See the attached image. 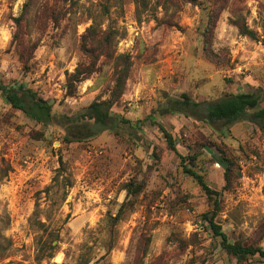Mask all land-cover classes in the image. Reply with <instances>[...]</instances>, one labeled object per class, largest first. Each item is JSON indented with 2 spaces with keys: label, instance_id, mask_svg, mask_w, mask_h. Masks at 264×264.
<instances>
[{
  "label": "clouds",
  "instance_id": "1",
  "mask_svg": "<svg viewBox=\"0 0 264 264\" xmlns=\"http://www.w3.org/2000/svg\"><path fill=\"white\" fill-rule=\"evenodd\" d=\"M26 2L0 0L3 19L0 25V149L5 144L13 146L25 158V163L32 161L37 163L38 168L41 167L38 160L44 152L52 158L48 165L50 173L46 174L43 182L49 183V175L54 179L50 182V191L41 193L35 219L59 227L66 215L67 200H71L75 207L78 199L84 198L78 193L87 190L93 193L96 200L102 194L101 207L110 208L113 216L125 204V198L135 202L139 217L137 223L143 228L144 206L154 201L153 193L164 192L165 197H161L164 211H169L170 204L176 205L172 208L169 224L161 226L167 229L165 235L172 236L166 249L171 254L168 264H186L193 260L194 264H202L205 260L208 264H228L229 259L231 264H237L238 258H230L220 247V240L211 227L213 224L229 237L230 243L240 238L253 240L257 242V247L264 250V234L261 231L264 226V193L254 191L257 183L264 187V151L259 153V158L250 152V148L264 144V133L256 129L253 136L249 129V137L233 140L216 132L209 124L211 120L221 127L222 122L216 120L214 111L222 109L236 93L256 91L264 96V47L259 49L258 61L252 57L249 64L243 65V73L240 67L233 70L231 76L237 81L234 92L222 82L212 91H207L202 85L207 83L208 76L211 75L215 81L229 73L209 72L207 66L199 63L197 58L205 51L202 40L189 43L188 33L200 27L203 14L185 0H174L181 4L182 10L177 11L169 4L167 12L164 10L166 0H160L155 12L157 17L167 19L176 11L175 21L182 26L186 25L188 15L193 18L192 28L185 32V48L179 49V54L173 53L171 69L162 66L161 57L156 54L161 44L171 50L167 44L171 37L163 27L149 30L152 26L147 22L151 21V14H145L144 28L134 27L135 19L130 13L125 18L127 22L120 20L115 27L121 33L127 29V37L123 40L120 36L116 37L119 47L111 61L105 62L101 56L95 68H91L80 51L81 35L90 26L106 31L110 21L116 17L100 16L98 0H79L80 7L75 15L68 12L57 27L52 22V12L62 4V0H32L18 27L8 19L9 9L11 16L18 17ZM156 5L157 0H151V6ZM258 5H264V0H244L243 15L248 28H255L264 38V31L261 30L264 25L253 24V20L259 21L260 13H264V8L258 13ZM63 7L67 9L68 5ZM248 8L252 9L250 16ZM224 15L227 17L230 13L225 12ZM222 27L217 31L218 39L223 38ZM229 31L230 35L238 38L235 28ZM196 35L199 36V33ZM239 39L256 49L251 41ZM134 41L135 47H132ZM88 46L93 45L89 43ZM220 47L213 41L206 49L208 57L218 53ZM185 49L196 51L186 57ZM121 53H132L127 66L118 62ZM137 55L143 58L137 59ZM141 70L150 75L140 79L138 74ZM187 81L192 82L188 89L185 88ZM185 91L187 98L181 95ZM41 96L46 105L41 104ZM15 97L19 98V108L13 106ZM9 98H13L12 102ZM252 111L249 109V114ZM21 124L24 125L21 132H15L14 129ZM182 128L185 129L183 135ZM33 131L42 133L44 139L39 145L33 143L25 147L27 134ZM196 132H204L210 141L227 144L230 155L220 159L224 152L215 149V146L213 152L200 147ZM165 133L171 134L174 150L166 147ZM69 140L72 142L69 143ZM54 150L64 157V168L59 172L56 171L59 164L53 156ZM154 151L160 158H153ZM193 156L195 161L181 160V157ZM2 160L3 151H0V166H3ZM232 160H235V165H231ZM241 162L255 183L246 185L241 179ZM182 164H194L201 175V169L217 175L218 179L208 184L212 194L207 201L200 187H194L190 196L186 193ZM129 180L145 186L139 193L129 195L128 188L122 187ZM70 184L73 187H69ZM182 199L187 202L182 204ZM186 209L194 211L185 214ZM202 212L209 214L207 221L200 218ZM186 221H191L195 227L188 228ZM159 231L160 228H157L156 232ZM193 231L200 236L194 251L190 236ZM97 234L93 230V238ZM148 234L154 235L151 231ZM160 243L161 240L157 239L156 245ZM213 243L215 248L210 249L208 245ZM182 244H187V248L180 254ZM253 259L264 264V257L259 252Z\"/></svg>",
  "mask_w": 264,
  "mask_h": 264
},
{
  "label": "rangeland",
  "instance_id": "2",
  "mask_svg": "<svg viewBox=\"0 0 264 264\" xmlns=\"http://www.w3.org/2000/svg\"><path fill=\"white\" fill-rule=\"evenodd\" d=\"M185 2L190 3L193 8L203 14L200 27L195 32L188 33L189 43L193 40L196 42L202 40L205 51L203 56L197 58L199 63L207 66L209 72L227 71L229 73V75L223 76L215 81H213L211 75L208 76L206 78L207 83L203 84L202 87L207 91H212L222 82L223 85L230 86V89L234 92L237 81L231 76V73L237 67H240V72L243 73V65L249 64L250 58L252 57H256L258 61L259 49L264 47V38L261 37L255 28L252 29L256 33L255 38L244 35L240 31L239 26L247 25L246 17L243 15L245 12L244 0H199L201 4H194L187 0ZM31 4L32 0H27L23 6L22 14L18 17L11 16V9H9L8 19L19 27ZM169 4H172L177 11L182 10L179 2L166 0L164 5L166 12ZM63 5H68V8L65 9ZM98 5L100 16L111 17L114 15L116 19L110 21L109 28L106 31L98 29V27H93L94 29L89 31V28L92 26L85 29V33L81 35L80 51L86 61L92 59V57L88 58L89 56L84 48L89 47L88 44L93 40V34L96 37L106 35L110 37V42L104 45L103 50L100 52L97 50L95 52V62H98L101 56L104 57L105 62L111 61L115 50L119 47L116 37L120 36L121 40H123L128 35L127 29L121 33L115 25L120 20L127 22L125 18L130 13L131 17L135 19L134 27L139 26L140 28H144L146 26L145 14H151L152 19L147 22L152 26L149 30L152 31L156 27H163L171 37L167 41V44L171 46V50L165 47L164 44H161L156 49V54L161 57V65L171 69L173 53L179 54L178 50L185 48L186 29H190L193 26V18L191 15L186 17V25L182 26L177 23L175 21L176 11L172 13L171 18L162 19L157 17L155 12L160 5V0H157L156 6H151V0H98ZM79 7V0H62V4L52 12L53 24L59 27L60 20L64 19L68 15V12H72L75 15V11ZM261 8H264V5H258V13ZM113 9H115V12H113ZM225 12L230 13V15L225 17ZM251 12L252 9L248 8L247 14L249 16ZM2 23V15H0V25ZM253 24L257 26L264 25V13H260L259 21L253 20ZM221 27L223 30V38L218 39L217 31ZM231 28L237 30L238 38L230 35L229 30ZM261 30L264 31V28ZM196 33H199V36ZM0 36H2V32H0ZM234 38L236 39L235 43H233ZM239 38H245L251 41L256 45V49H252L249 44L242 43ZM213 41L220 44L221 47L218 53H213L211 58H209L206 49L210 47ZM132 47H135V41ZM194 51L196 50L185 49V56H190ZM121 55L130 56V60L132 58V53H121ZM142 58L141 55H137V59ZM228 65H231V67H227ZM45 71L47 72V69ZM138 75L140 79H143L146 75H150V73L146 70H141ZM173 75H175L174 72ZM65 79L67 80V73H65ZM241 79H243L242 75ZM191 84V81H187L185 88H190ZM248 87L252 88L253 86L248 85ZM138 103L142 104L143 101H138ZM261 107H264V96ZM218 121L222 122L221 127H217L213 121H210L209 124H211L216 132L221 135L230 136L233 140L237 137H249V129H251L253 136L256 135V129H259L260 133H264V126H261V121L259 120L252 121L248 118H243L230 123L222 120ZM23 127L24 125L21 124L14 130L20 133ZM184 130L183 128L180 130L181 135H183ZM195 135L199 137L197 144L200 147L205 146L209 152H213V146H215V149L223 151L226 157L230 155L227 144H220L216 141L208 140L204 132H196ZM43 139L42 133L35 131L29 132L25 147L31 146L33 143L39 145ZM165 141L166 147L170 151L174 150L170 148L166 137ZM68 142L71 143L72 141ZM241 150H243V146ZM0 151H3V166H0V264H168V259H171V254L166 249L172 240V236L165 235L167 229L161 226L169 224V218L173 215L172 208L176 205L175 203L170 204L169 211H164V200L161 199V197H165L166 195L164 192H160L159 194L153 193L154 201L144 206L143 228L137 223L139 217L135 210V202L127 201V198H125V204L121 214H119L118 210L117 214L113 216L110 208H107V206L101 207L103 205L102 194L100 199L96 200L93 193L87 190L83 193H78V195H82L84 198L78 199L75 207L71 200H67L66 215L63 217V224L59 227H54L35 219L40 207L39 198L41 197V193L47 194L50 191V182L54 179L49 175V183L43 182L46 174L50 173L48 165L51 164L52 158L48 157L47 152H44L43 156L38 160V164L41 166L38 168L37 163H33L32 161L25 163V158L21 157L13 146L5 144ZM261 151H264V144L250 148L251 155L257 156V158H259ZM53 156H55L59 164V168L56 169L59 172L64 168V157L55 150L53 151ZM153 158H160L155 151L153 152ZM246 159L250 160V157H246ZM232 161L235 165V160ZM181 168L186 193L190 196L194 187H200L201 191L205 194V201H207L208 196L197 180L186 173L183 166ZM201 172H203L208 184L214 183L218 179L217 175L212 171L201 169ZM239 175L246 185L255 183L253 177L247 174L243 162L240 164ZM144 186L143 184H135L133 180H129L126 185H122V187L132 189L129 195L139 193ZM69 187H73V185L70 184ZM254 191L257 194L264 193V187H261L257 183ZM144 199H147V197H144ZM186 202L183 199L181 200L182 204ZM109 203L114 202L109 201ZM29 205H31V209ZM188 211H194V209H186L185 214ZM203 214L204 212L201 213L200 217L202 220H204ZM186 225L190 229L195 227L191 221H186ZM157 228H160L158 233L156 232ZM93 230L98 233L94 238L92 236ZM148 231L153 232L154 235H149ZM261 231L264 234V226L261 227ZM190 236L193 239L194 251L195 245L200 242V236L199 233L194 231L190 233ZM218 238L220 240V247L223 249L221 239L220 237ZM157 239L161 240L158 246L156 245ZM235 242L257 246L256 241L245 240L243 238L237 239ZM208 247L214 249L215 243L209 244ZM186 248L187 244H182L180 254H183ZM223 251L230 258L233 257L225 249ZM253 257L255 255H249L244 260L237 259V264H260ZM221 259H223V256H221ZM186 264H194V260L188 261ZM202 264H208L207 260L202 261ZM228 264H231V259L228 260Z\"/></svg>",
  "mask_w": 264,
  "mask_h": 264
},
{
  "label": "trees",
  "instance_id": "3",
  "mask_svg": "<svg viewBox=\"0 0 264 264\" xmlns=\"http://www.w3.org/2000/svg\"><path fill=\"white\" fill-rule=\"evenodd\" d=\"M190 1L194 4H201L199 0H187ZM240 31L242 34L247 35L251 38L256 37V33L252 30L249 29L247 25L239 26ZM94 28L90 27L89 31H92ZM91 40V44L93 45L92 47H85L84 50L88 54V58L92 57V59L89 60V67L95 68V58L94 54L99 50H103L104 45L108 44L110 42V37L109 36H101V37H96V35L93 34ZM130 61V56L128 55H121L118 58V62H124L125 65L127 66L128 62ZM79 70V69H78ZM182 96L187 98V93H183ZM16 103H14V107H21V104L19 103V98L15 97ZM13 98H9V102H12ZM263 100V96H261L258 92H239L235 94V97L233 100L228 101L222 109L215 110L214 115L216 117V120H222L226 121L228 123L234 122L237 120H241L243 118H248L249 120L255 121L259 120L261 121V126H264V107H261V102ZM46 101L41 97V104L46 105ZM177 104H179V101H177ZM252 109L254 111L249 114L248 110ZM258 109V110H257ZM257 110V111H256ZM33 112H35V107L33 108ZM50 112V110H49ZM31 115V113H29ZM34 118H39V117H34ZM211 121V120H210ZM209 121V122H210ZM162 131H164L163 128H161ZM165 137L167 139V143L169 144L170 148L175 149L174 142L172 140L171 134L170 133H165ZM71 141V140H69ZM205 148V146H204ZM226 155L224 154L223 157L220 159H224ZM186 159H190L192 161H195L196 157H181V160L184 161ZM231 165H234L233 161H231ZM183 169L186 173L189 175L193 176L199 185L202 187V189L205 191L207 194L208 198L212 194V189L208 187V182L205 179L204 175H201V173L197 172L195 170V165L194 164H182ZM132 189H128V193ZM124 207V204L121 206L119 209V214H121L122 209ZM204 220H208L209 214L204 213L203 215ZM214 229V234L221 239V245L223 249H225L229 254L235 256L238 258V260H244L246 259L249 255H256L257 252L260 253L261 257H264V250H261L259 247L254 246V245H245L242 244L241 242H235V243H230L229 242V237L224 235L223 231L217 227L216 225H211Z\"/></svg>",
  "mask_w": 264,
  "mask_h": 264
}]
</instances>
